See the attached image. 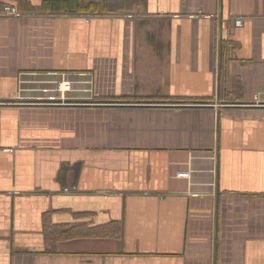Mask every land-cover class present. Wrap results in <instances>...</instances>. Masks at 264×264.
<instances>
[{"label":"crops","instance_id":"0c3cea01","mask_svg":"<svg viewBox=\"0 0 264 264\" xmlns=\"http://www.w3.org/2000/svg\"><path fill=\"white\" fill-rule=\"evenodd\" d=\"M6 3L0 264H264V0Z\"/></svg>","mask_w":264,"mask_h":264},{"label":"built area","instance_id":"2783aa9c","mask_svg":"<svg viewBox=\"0 0 264 264\" xmlns=\"http://www.w3.org/2000/svg\"><path fill=\"white\" fill-rule=\"evenodd\" d=\"M21 13L18 10V8L12 4H4L2 9L0 10V16H20ZM72 88V81L65 79L64 75H62V79L56 83L55 90L56 92H59L61 94V101H64L65 99V93L71 91ZM1 106V104H0ZM179 177H187L188 173H179ZM70 190H73V188L66 187L64 189V192H70Z\"/></svg>","mask_w":264,"mask_h":264},{"label":"trees","instance_id":"16d2710c","mask_svg":"<svg viewBox=\"0 0 264 264\" xmlns=\"http://www.w3.org/2000/svg\"><path fill=\"white\" fill-rule=\"evenodd\" d=\"M93 3H90L88 6H86V8H84V7H81V10H85V9H87V10H90V8L92 7L93 8V10H95L96 8H98L99 6L101 7V5L99 4V5H97V4H93ZM97 6V7H96ZM228 44V42H226L225 44H222V49H224L225 48V45H227ZM229 45V44H228ZM69 237H71V235H66V236H64V238H69Z\"/></svg>","mask_w":264,"mask_h":264}]
</instances>
